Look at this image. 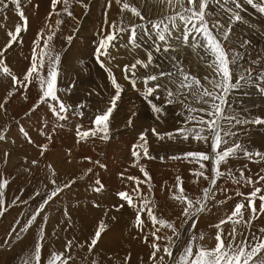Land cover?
Instances as JSON below:
<instances>
[{"label": "rangeland", "instance_id": "obj_1", "mask_svg": "<svg viewBox=\"0 0 264 264\" xmlns=\"http://www.w3.org/2000/svg\"><path fill=\"white\" fill-rule=\"evenodd\" d=\"M50 2L51 0H31V2L20 0L21 8L28 18V30L21 33L20 39L22 42L15 44L8 50L6 65L21 79L30 64L33 41L39 32L44 31L47 33L45 23L46 17L51 11ZM240 2L243 8L240 14L245 22H237L233 25L231 36L233 43L228 46L244 57L241 63L244 68H247L250 66V60L264 58V15L258 13L251 6L243 4V0H240ZM131 3L141 6L143 0H131ZM85 4L87 5L86 8L78 3H73L71 10L75 20L67 16L57 17L53 15L51 21H48V23L55 25L57 18L64 20L52 43L55 52L61 57L60 75L58 77V87L61 91L58 95L72 108V111L67 113L65 121L57 122L46 104L40 105L37 111L30 112L32 106L38 102L41 94L36 82L29 85L27 91L23 88L16 91L12 89L10 77L6 78L0 75V102L7 101L5 109H0V133L6 136V140L0 141V176L9 182L4 189V199L9 206L5 215L0 216V264H25V261L33 254L35 244L39 238L38 225L39 222L42 223L43 216H47L48 219L44 224L45 239L42 242L44 245L42 255L45 259L42 264L47 262L50 252L63 253L66 242L69 240L73 241V247L68 253L72 256L69 264H92L93 261L98 262V264H124L125 258H121L122 263H120L118 254L115 257L106 253L103 258L100 249H94L92 253H89L88 247H82L78 244L77 238L73 234L76 227L79 226V214L98 223L103 220L105 224H108L107 228L112 226L113 219L111 218H115V221H117L116 227L118 228L120 227L118 222L121 221L119 223L124 230L120 231L119 229V235H122V242L127 247L145 250L144 252L142 250V255L139 251L134 252L130 264H133V262H136L135 264H152L149 260V254L152 251L150 247L152 225L146 213L142 215L146 227L141 232L133 227L136 215L133 208H129L125 204L120 211L115 210L116 205L124 203L118 199L116 193L119 191L131 192V189L136 187L134 181L122 180L120 173L124 171L125 176L137 178L143 175L138 167L132 166L133 157L131 156L132 146L137 143L142 132L147 137V146L152 159H141L140 164L154 179H151L152 184H140L141 191L157 205L156 214L158 216L175 222V226L180 229L185 243L189 233L193 231L190 225L195 221V231L206 233L205 238L200 243L213 247L215 245L216 229L210 228L209 225L218 222L226 214L231 213L235 206L232 203L234 199H237V202H247L245 197L239 198L235 195L237 191L243 193L242 190L246 189L244 193L246 196L255 187L261 186L263 188L264 181L249 185L244 180H240L238 184L229 177L218 179L217 185L213 189L215 194L207 201L208 210L199 217H193L187 223H181L183 205L171 198L172 193L169 192V189L174 188V192L176 191L173 184H176L175 179L180 177L183 182L181 187L189 197L192 199L201 197L202 189L208 187L209 182L192 174L193 170L198 169V165L184 159V154L190 151L205 152L210 151V149L207 145L191 139L183 141L179 137L168 139L167 136L164 139H158L152 134V128H156L161 134L175 133L177 129L184 126L187 112L181 104L177 103L167 106L164 114L157 119L156 114L153 113L147 101L142 98L140 92L135 91L131 84L124 79V72L121 70L123 65L134 63L135 58L146 59V53L143 50H140L137 55L136 53H126L124 49H120L119 58L113 61L112 64H108V67L112 69L117 77L118 83L124 89L122 98L118 101L117 108L110 121L112 139L104 142L99 138H89L87 142L76 143L75 126L81 125V130L92 127L91 121L94 119V115L98 111L106 109L115 91L107 73L99 66L94 57L99 40V30L101 26L107 29V25H104L103 15L106 0H85ZM148 7L152 11L148 12L146 8V15L153 20L172 12V9L167 8L166 5L159 4L158 0H148ZM232 7L234 8V5ZM14 8V5L9 4L8 9L0 12V25H3V27H0V48H3L8 40V31H14L15 25L22 23ZM175 11H179V6L176 7ZM211 12L215 13L216 19L222 22L227 21V15L222 14L219 6L213 5ZM119 15V7L113 0L112 7L108 10L109 22L118 20ZM123 15L126 20L144 23V21L132 17L129 12H125ZM69 35L72 36L70 42L66 39ZM242 41H248L249 43L246 47H241ZM173 44L178 46V51L171 53V55L178 56L184 64V70L191 72L198 79H201L202 83L206 84L203 77L208 76L211 78L213 75L212 70L200 62L199 57L191 48L179 46L176 41H173ZM109 51L113 56L118 55L113 49H109ZM117 64L120 66L119 68L114 66ZM156 65L163 66L164 71H176L172 62L164 53L156 54L155 64L149 71L159 72L160 68ZM251 67L256 69L253 75L259 76L260 66L251 65ZM136 71L138 76L145 73V70L139 66ZM128 75L130 76L131 73H128ZM257 83H261V81L258 80ZM138 87L142 89V83L138 82ZM64 89H68V91H64ZM9 90H12L15 94L8 96L7 92ZM161 95L163 96V94ZM24 96H27L28 99L25 100ZM190 99L194 101V98ZM228 99L230 110L239 113L242 117L248 119L264 118V95H261L257 88L246 87L235 90ZM154 102L164 104L163 99ZM79 105L84 107L80 109L78 108ZM194 106L200 107L201 105L194 104ZM77 112H82L83 115L75 114ZM129 118L133 121L132 126L127 124ZM205 118L207 119V117ZM57 123L65 126L62 128L55 127L53 134V127ZM20 127H23L29 133L34 143L27 142L24 135L20 134ZM42 130L46 132V135L40 134ZM233 131L236 132L239 141L243 142L248 148L253 151L264 152V125H236ZM47 135L56 136L57 139L53 138L49 143ZM39 145L47 146V150L43 155H41ZM5 152L9 154L7 158L4 156ZM85 157L90 158V161L86 160ZM173 157H179V159ZM33 160L37 162L35 165L32 164ZM96 161L106 167L101 168L99 164L93 163ZM204 163L205 168L203 171L205 175L211 176L210 162ZM49 164L55 170V176L51 175V170L47 167ZM120 166L121 172H116V168ZM90 168L92 172L85 175L87 169ZM222 168H231L232 175L237 179H239L241 171L253 181L264 175V161L258 159L250 161L244 158L243 155L238 159H230L228 164L223 165ZM104 174H107L106 182ZM97 179L104 185V189L100 193L92 191V186ZM52 180H55L58 185H63L71 180L76 182L70 189L61 192L54 200L49 202L44 212L37 218L36 224L27 232L19 231L20 227L30 218V214L39 207L48 193L55 187L51 183ZM241 184L247 187L241 189ZM149 187L152 189L151 192H149ZM105 195L109 196L107 208L111 209V212H107V215H105V208L101 207ZM13 200L16 201L15 204L11 203ZM222 201L224 202L221 203ZM93 202L99 204L100 207H93ZM259 204L260 201L257 199L256 206L259 207ZM82 205L85 207L83 211L81 209ZM65 212H67V216ZM263 217L264 215L261 214L260 219L254 221V226L247 230L249 235L257 232V229L254 228H258V221H264ZM16 221L20 223H16ZM262 227H264V223ZM224 228L227 232L230 230L231 225H225ZM161 232L171 235V232L167 229H162ZM9 233L12 234L9 235ZM145 236H147V242H145ZM6 240L8 243H5ZM173 251L175 253L176 249L174 248ZM165 260L167 261V257H165ZM127 264H129V261H127Z\"/></svg>", "mask_w": 264, "mask_h": 264}, {"label": "snow or ice", "instance_id": "obj_2", "mask_svg": "<svg viewBox=\"0 0 264 264\" xmlns=\"http://www.w3.org/2000/svg\"><path fill=\"white\" fill-rule=\"evenodd\" d=\"M73 3L87 7L85 0H51V11L46 17L45 23L47 33L44 31L39 32L33 41L30 64L21 79L6 65V54L15 44L22 42L20 37L22 32L28 30V18L21 8L20 0H0V12L8 9L9 4H12L15 6L14 10L22 22L15 25L14 31H8V40L4 47L0 48V75L6 78L10 77L12 89L16 91L21 88L27 91L29 85L36 82L41 94L38 102L32 106L30 112H35L40 105L46 104L57 122L65 121L67 113L72 111V108L58 95L61 91L58 87L61 57L55 52L52 43L64 20L57 18L55 25L48 23V21H51L53 15L57 17L67 16L75 20L71 10ZM114 3L119 7L120 15L118 20L109 22L108 10L112 7L113 0H106L103 15L104 25H107V29L101 26L99 30V40L94 57L99 66L107 73L115 91L106 109L98 111L94 115V119L91 121L92 127L81 130V125L75 126L76 143L87 142L89 138H99L104 142L112 139L110 121L117 108L118 101L122 98L124 89L118 83L117 77L112 69L108 67V64H112L113 61L119 58L120 49H124L126 53H136L137 55L140 50H143L146 53V59L135 58L134 63L123 65L121 70L124 72V79L131 84L135 91L140 92L142 98L147 101L153 113L156 114L157 119L164 114L167 106L177 103L181 104L187 112L184 126L177 129L175 133L161 134L156 128H152V134L158 139H164L165 136L168 139L179 137L183 141L191 139L207 145L210 149V151L205 152L190 151L184 154V159L198 165V169L193 170L192 174L209 182V186L202 189L201 197L197 199L189 197L181 187L183 182L180 177L176 178L174 186L176 191L169 189V192L172 193L171 198L183 205L181 223H187L193 217H199L208 210L207 201L214 196L213 189L217 185L218 179L229 177L238 184L240 180H244L249 184H259L264 181V175L253 181L251 178L246 177L243 171L240 172L239 179H237L232 175L231 168H222L223 165L228 164L230 159H238L241 155L250 161L254 159L264 161V152L253 151L248 148L243 142L239 141L236 132L233 131L236 125H264V118L248 119L242 117L239 113L230 110L228 99L235 90L246 87H255L261 95H264V58L250 60V66L244 68L241 63L244 57L228 46L233 43L231 41L233 25L237 22H245L240 14L243 10L240 0H158L159 4L166 5L167 8L172 9V12L157 20H153L146 15V8L148 12L152 11L148 7V0H143L141 6L133 5L131 0H114ZM243 4L251 6L258 13L264 15V0H243ZM213 5L219 6L222 14L227 15L226 22L215 18V13L211 12ZM58 6L60 7L58 8ZM177 6H179V11H175ZM125 12L131 13L132 17H136L144 23L126 20L123 15ZM0 27H3V25H0ZM66 39L70 42L72 36L69 35ZM173 41L178 42L179 46L191 48L199 57L200 62L212 70L213 75L211 78L208 76L203 77L206 84L202 83L201 79H198L191 72L185 71L184 64L178 56L171 55V53L178 51V46L173 44ZM248 43V41H242L240 46L246 47ZM109 49L115 50L118 55H111ZM158 53L166 54L176 69L175 72L164 71L161 65H156L160 68L159 72L149 71L155 64L156 54ZM251 65L260 66L259 76L253 75L256 69ZM114 66L120 67L118 64ZM138 66L145 70L142 76L137 75ZM241 69L243 70L241 71ZM128 73H131V75L129 76ZM258 80L261 83H257ZM138 82L142 83V89L138 87ZM64 91H68V89H64ZM14 94L12 90L7 92L8 96ZM190 98H194V101ZM24 99L27 100L28 97L24 96ZM160 99L164 100V104L154 102ZM6 103V100L0 102V109H5ZM194 104L201 106L196 107ZM83 107V105L78 106L80 109ZM75 114L83 115L82 112ZM127 124L128 126L133 125L131 118H129ZM64 126L59 123L54 125L53 134L55 127L62 128ZM19 131L28 143H34L23 127H20ZM40 134L46 135V132L42 130ZM52 139L53 135H47L49 143ZM4 140H6V136L0 133V141ZM147 145V137L142 132L137 143L132 146L131 156L133 157L132 166L139 168L144 179L140 180L133 176H125L123 172L120 173L122 180L134 181L136 187L132 188L131 192L119 191L116 193L119 200L124 203L116 205L115 210L120 211L125 204L129 208H133L136 212L133 227L141 232L146 227L145 221L142 219V215L146 213L152 225L150 230L152 238L150 247L152 251L149 254V260L152 264H264V227L259 228L257 232L251 233V235L247 232L248 229L254 226V221L259 219L261 214H264V189L255 187L246 196L240 191L235 193L238 197H245L247 203L237 202L230 214H226L218 222L209 225L210 228L216 229L215 245L213 247L200 243L205 238L206 233L195 231V221L190 225L193 231L189 233L185 243L180 229L175 226V222L158 216L156 214L157 205L145 196L139 187L140 184H150L151 181V177L140 164L141 159H152ZM38 147L41 149V155L47 150L46 145H39ZM8 155L5 152V158ZM173 158L179 159V157ZM85 159L90 161L88 157H85ZM204 162H210L211 176L205 175L203 171L205 168ZM36 163L35 160L32 161L33 165ZM93 163L99 164L101 168L106 167L98 161ZM47 167L51 170V175L55 176L56 173L52 165L49 164ZM91 172V168L87 169L85 175ZM75 182V180H71L63 185H58L55 180H52L51 183L55 187L48 193L39 207L30 214V218L20 227L19 231L27 232L36 224L37 218L41 216L49 202L54 200L61 192L70 189ZM8 183L7 179L0 176V216L5 215L9 206L4 199V189L8 186ZM103 189V183L97 179L92 186V191L100 193ZM151 191L152 189L149 187V192ZM257 199L260 201L259 207L256 206ZM15 202L13 200L11 203L15 204ZM93 207H100V205L93 202ZM65 215L67 216V212H65ZM105 215H107V212H105ZM47 219V216H43L42 223L38 225L39 238L35 244L33 254L25 261V264H42L45 259L42 255L44 247L42 242L45 239L44 224ZM16 223L20 222L16 221ZM225 225H231L230 230L227 232H225ZM162 229H167L171 232V235L162 233ZM106 230L107 225L101 220L87 246L89 253L94 251ZM13 231L15 230L13 229ZM11 234L9 233V235ZM145 242H147V236H145ZM5 243H8V241L6 240ZM72 247L73 241L69 240L66 242L63 253L50 252L47 264H69L72 256L68 253H70ZM174 248L176 249L175 253ZM165 257H167V261ZM128 259L125 258V264H127ZM92 264H98V262L93 261Z\"/></svg>", "mask_w": 264, "mask_h": 264}, {"label": "bare ground", "instance_id": "obj_3", "mask_svg": "<svg viewBox=\"0 0 264 264\" xmlns=\"http://www.w3.org/2000/svg\"><path fill=\"white\" fill-rule=\"evenodd\" d=\"M53 138H55V139H57V137L55 136V137H53ZM60 139V138H59ZM59 143V142H58ZM250 166L252 167V165L250 164ZM120 168H121V166L120 167H117L116 168V172L118 171V172H121L120 171ZM252 169H253V167H252ZM126 172H128V171H126ZM123 173H124V171H123ZM105 175V182L107 181V179H106V176H107V174H104ZM104 175H102V176H104ZM137 175L139 176V174L137 173ZM137 178V177H136ZM109 179V178H108ZM138 179H140V180H143L144 179V177H143V175H142V177L140 176V177H138ZM151 179H154V177L152 176L151 177ZM166 179V178H165ZM110 180V179H109ZM170 180V179H169ZM176 180V179H175ZM155 183V182H154ZM150 184H152L151 183V181H150ZM174 186H175V183L173 184ZM250 185V184H249ZM253 185V184H252ZM158 186V185H157ZM241 189L242 188H246L247 186L245 185V187H244V185H242L241 184ZM261 187V186H260ZM167 188V187H166ZM248 188H250V187H248ZM173 189V191H174V188H172ZM262 189H264V186H263V188ZM246 190V189H245ZM245 190H242L243 191V193H245ZM252 190V189H251ZM251 192V191H250ZM240 198V197H239ZM238 198V199H239ZM109 200V196L108 195H105L104 196V198H103V201H102V204H101V207H103V208H105V211L106 212H111V209H108L107 208V201ZM119 199V198H118ZM242 200V199H241ZM234 202H236L237 203V199H234L233 201H232V203L233 204H236V203H234ZM239 202V201H238ZM247 203V202H246ZM102 209V208H101ZM264 215V214H263ZM260 219V218H259ZM263 220H264V217H263ZM119 222H121V221H119ZM118 222V224L120 225V227L118 228V227H116V224H117V221H115V219H113L112 220V222H111V227H116L118 230L120 229V231H123L124 229H122V225L120 224ZM264 223V221H258L257 222V225H258V228H260V227H262V224ZM78 224H79V226L78 227H76V231L74 232V237H76L77 238V242H78V244L80 245V246H82V247H87V245L90 243V241H89V239H91L92 238V235H93V233L95 232V230L97 229V225H98V222L97 221H92V220H90L89 218H87V217H85V216H83V215H81V214H79L78 215ZM107 225V227H108V224H106ZM110 227V226H109ZM258 228L256 227V228H254V229H257L258 230ZM122 229V230H121ZM120 231H115V232H112V231H105L103 234H102V236H103V239H101L99 242H98V245H97V248H98V250L100 249V251H101V253H103L102 254V257L104 258V255L106 254V253H109V254H114V253H118V256H119V260H120V263H122V260H121V258H129L128 259V261H129V264H130V260H131V258L133 259V253L135 252L136 253V251H139V253L142 255L143 254V252L145 251L144 249H134V248H131V247H127V245L125 244V243H123L122 241V235L120 236L119 234H120ZM118 233V234H117ZM119 236V240L117 239V237ZM75 240V239H74ZM120 241V242H119ZM120 243H122L121 245H120ZM142 250H143V252H142ZM13 251V250H12ZM134 253V254H135ZM139 255V254H138ZM137 255V256H138ZM98 256V255H97ZM117 256V255H116ZM142 257V256H141ZM143 258V257H142ZM3 259V258H2ZM135 259V258H134ZM139 259H140V257H139ZM114 260V259H113ZM142 260V259H141ZM136 262H133V264H135ZM144 263V262H143ZM124 264H125V261H124ZM138 264H140V263H138ZM142 264V263H141Z\"/></svg>", "mask_w": 264, "mask_h": 264}, {"label": "crops", "instance_id": "obj_4", "mask_svg": "<svg viewBox=\"0 0 264 264\" xmlns=\"http://www.w3.org/2000/svg\"><path fill=\"white\" fill-rule=\"evenodd\" d=\"M84 205H82L81 206V209H82V211L84 210ZM78 210V208L76 209V211ZM101 210V209H100ZM119 231L116 227H110V228H107V231H112V232H115V231ZM118 234V233H117ZM117 239L119 240V236L117 237ZM95 249H97L98 250V248H97V246H96V248ZM118 253H114V254H111V255H114L115 257H116V255H117ZM107 257H108V255H106ZM113 257V256H112ZM114 258V257H113ZM118 258H119V256H118Z\"/></svg>", "mask_w": 264, "mask_h": 264}]
</instances>
